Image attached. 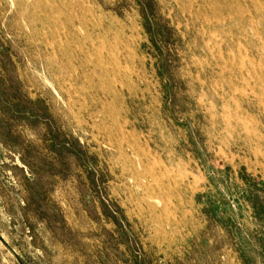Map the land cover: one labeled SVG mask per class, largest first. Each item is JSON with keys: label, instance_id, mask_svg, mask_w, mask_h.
<instances>
[{"label": "rangeland", "instance_id": "rangeland-1", "mask_svg": "<svg viewBox=\"0 0 264 264\" xmlns=\"http://www.w3.org/2000/svg\"><path fill=\"white\" fill-rule=\"evenodd\" d=\"M0 264H264V0H0Z\"/></svg>", "mask_w": 264, "mask_h": 264}, {"label": "bare ground", "instance_id": "bare-ground-1", "mask_svg": "<svg viewBox=\"0 0 264 264\" xmlns=\"http://www.w3.org/2000/svg\"><path fill=\"white\" fill-rule=\"evenodd\" d=\"M95 46V45H94ZM249 90V89H248ZM225 143V142H224ZM256 150H257V148H256ZM256 150L254 149V153L256 152ZM238 155V154H237ZM167 178V177H166ZM175 210V209H174Z\"/></svg>", "mask_w": 264, "mask_h": 264}]
</instances>
